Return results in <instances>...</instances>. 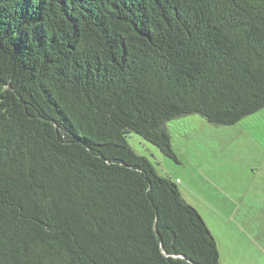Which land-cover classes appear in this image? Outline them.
<instances>
[{
  "label": "trees",
  "instance_id": "1",
  "mask_svg": "<svg viewBox=\"0 0 264 264\" xmlns=\"http://www.w3.org/2000/svg\"><path fill=\"white\" fill-rule=\"evenodd\" d=\"M264 109V0H0V264H220L167 122Z\"/></svg>",
  "mask_w": 264,
  "mask_h": 264
},
{
  "label": "rangeland",
  "instance_id": "2",
  "mask_svg": "<svg viewBox=\"0 0 264 264\" xmlns=\"http://www.w3.org/2000/svg\"><path fill=\"white\" fill-rule=\"evenodd\" d=\"M167 129L175 158L133 132L128 143L177 182L217 241L221 264H264V109L234 125L186 115Z\"/></svg>",
  "mask_w": 264,
  "mask_h": 264
},
{
  "label": "crops",
  "instance_id": "3",
  "mask_svg": "<svg viewBox=\"0 0 264 264\" xmlns=\"http://www.w3.org/2000/svg\"><path fill=\"white\" fill-rule=\"evenodd\" d=\"M217 242V241H216ZM218 245V244H217ZM221 264V263H220Z\"/></svg>",
  "mask_w": 264,
  "mask_h": 264
}]
</instances>
